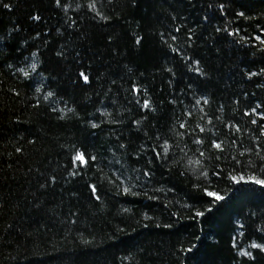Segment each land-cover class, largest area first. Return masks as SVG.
Returning a JSON list of instances; mask_svg holds the SVG:
<instances>
[{
    "label": "trees",
    "instance_id": "1",
    "mask_svg": "<svg viewBox=\"0 0 264 264\" xmlns=\"http://www.w3.org/2000/svg\"><path fill=\"white\" fill-rule=\"evenodd\" d=\"M61 3H0V264H253L264 0Z\"/></svg>",
    "mask_w": 264,
    "mask_h": 264
},
{
    "label": "snow or ice",
    "instance_id": "2",
    "mask_svg": "<svg viewBox=\"0 0 264 264\" xmlns=\"http://www.w3.org/2000/svg\"><path fill=\"white\" fill-rule=\"evenodd\" d=\"M0 3H3V0H0ZM55 4H56L57 7H62L61 0H55ZM3 6L5 8H9V9L11 7V5L10 4H7V3H5ZM209 6L211 7V5H209ZM89 7L90 8H94L95 7V3L90 4ZM219 7H220V9H224V4L221 3L219 5ZM239 15L240 16H243L244 13L241 12V13H239ZM33 19L39 21L40 20V17L37 15V16H34ZM72 23H75V21H73ZM176 31L178 32L179 29H176ZM216 31L217 32H220L221 29L220 28H217ZM228 35L229 36H232V35H234V33L228 32ZM173 39H175V37H173ZM188 39L191 40V36H189ZM257 39H259V37H257ZM136 43L139 44L140 43V40L138 39L136 41ZM260 43L264 44V40H260ZM173 51H175V49H173ZM32 55L35 56L36 53H33ZM57 55L58 56H63V53L62 52H58ZM188 59L191 60L192 58L189 57ZM199 63H200L199 60L194 61V64L195 65H199ZM31 70H32V72H35L37 70V64L36 63H32L31 64ZM20 71L23 72L24 70L23 69H20ZM168 71H171V69H168ZM261 71H264V69H262ZM196 73H197L198 76H201V77H204V76L207 75V73L201 71L199 69V67L196 68ZM24 75H25V77H28L29 76V73L28 72H24ZM253 75H255V73H253ZM79 78L82 79L83 82L86 83V84L90 82L89 81V77L84 72H80L79 73ZM37 91H39V89H37ZM132 91L134 93H136L137 95H140V92H141V90L139 88H137V87H133ZM17 95H19V93H17ZM52 96H53V93L51 91H49L47 93V97H52ZM203 102L205 104L209 103V101L206 100V99ZM136 103L139 104L140 101L137 100ZM196 103L199 104L200 103V100H197ZM150 104H151L150 101L145 100L143 102V109L144 110H148L150 108ZM253 111H255V109ZM189 115H191V113H189ZM245 115H249V113L248 112H245ZM262 119H264V118H262ZM137 123H139V122H137ZM251 123L252 124H257V121L256 120H252ZM92 127L95 128V127H97V125L93 124ZM180 127L181 128H185L186 126H185V124H180ZM200 131L203 132V129H201ZM236 131H240V129L237 128ZM257 132H258V137H264V125L259 126L258 129H257ZM195 143L202 144L203 143V140L197 139L195 141ZM210 143H211V146L213 148L218 149L221 152L224 151V148L222 147V142L218 143L215 139H213V140L210 141ZM233 143H235V141H233ZM121 147L123 148V147H125V145H121ZM18 151H19V149H18ZM200 155L203 156L204 155V152H200ZM91 159L94 161L96 158L95 157H92ZM73 160L74 161H78V162H85V156H84L83 153L77 152L76 155L73 157ZM144 175L145 176H149L150 173L149 172H144ZM231 179L235 183L239 184L242 180H244V177L241 176V177L237 178V176H232ZM245 182L247 183L248 181H245ZM251 182L254 183V184H256V185H259L261 187H264V180H262V179H257V178H254L253 177L252 180H251ZM52 183H55V178L54 177L52 178ZM90 187H91L92 193L93 194H96L97 193L96 186L95 185H92ZM204 192H205V194L208 197L213 198L216 202H222V201L225 200V197L224 196H222V195H220V194H218L216 192L209 191L207 188L204 189ZM97 199H99L98 196H97ZM209 211H211V209H209ZM195 215L197 217H202L204 215V213L203 212H196ZM238 227L240 229H243L245 227V225L243 223H240L238 225ZM258 231L264 232V228H260V229H258ZM232 247L235 248V249H237V255L239 257H244V258L247 259V261L253 262V264H255V262L257 260V255H254L253 254V251H251V250H256L257 254L264 253V243L252 242V243L249 244L247 250L241 248L239 245H237L235 243H233ZM187 251L188 252H191L192 251V248L191 247L188 248Z\"/></svg>",
    "mask_w": 264,
    "mask_h": 264
}]
</instances>
